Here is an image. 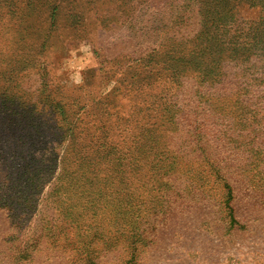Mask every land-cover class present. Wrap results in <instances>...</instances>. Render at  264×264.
I'll list each match as a JSON object with an SVG mask.
<instances>
[{"label": "rangeland", "instance_id": "374dc122", "mask_svg": "<svg viewBox=\"0 0 264 264\" xmlns=\"http://www.w3.org/2000/svg\"><path fill=\"white\" fill-rule=\"evenodd\" d=\"M0 264H264V0H0Z\"/></svg>", "mask_w": 264, "mask_h": 264}, {"label": "clouds", "instance_id": "9594fccd", "mask_svg": "<svg viewBox=\"0 0 264 264\" xmlns=\"http://www.w3.org/2000/svg\"><path fill=\"white\" fill-rule=\"evenodd\" d=\"M75 83H76V84H81V83H83V77H82V75H81L79 78H77V79L75 80Z\"/></svg>", "mask_w": 264, "mask_h": 264}]
</instances>
